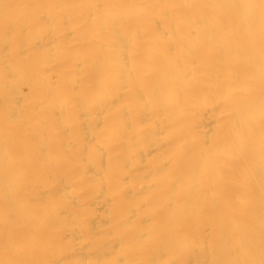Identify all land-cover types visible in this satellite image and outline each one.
Here are the masks:
<instances>
[{"label":"bare ground","instance_id":"6f19581e","mask_svg":"<svg viewBox=\"0 0 264 264\" xmlns=\"http://www.w3.org/2000/svg\"><path fill=\"white\" fill-rule=\"evenodd\" d=\"M0 264H264V0H0Z\"/></svg>","mask_w":264,"mask_h":264}]
</instances>
